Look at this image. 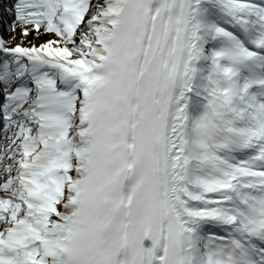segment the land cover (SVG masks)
<instances>
[{
	"label": "snow or ice",
	"instance_id": "6c2138e0",
	"mask_svg": "<svg viewBox=\"0 0 264 264\" xmlns=\"http://www.w3.org/2000/svg\"><path fill=\"white\" fill-rule=\"evenodd\" d=\"M4 10L0 264H264V0Z\"/></svg>",
	"mask_w": 264,
	"mask_h": 264
},
{
	"label": "rangeland",
	"instance_id": "374dc122",
	"mask_svg": "<svg viewBox=\"0 0 264 264\" xmlns=\"http://www.w3.org/2000/svg\"><path fill=\"white\" fill-rule=\"evenodd\" d=\"M8 25L9 24H6L5 26V30H4V36L5 38H8L10 36V33L8 32ZM44 39H47L46 37L45 38H41V40L37 41V40H33V43H36V44H39V43H42Z\"/></svg>",
	"mask_w": 264,
	"mask_h": 264
}]
</instances>
